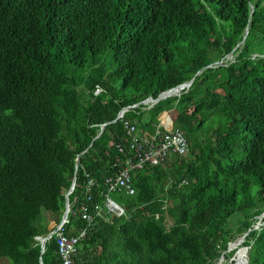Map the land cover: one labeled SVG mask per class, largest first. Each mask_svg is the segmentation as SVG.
<instances>
[{
    "label": "trees",
    "instance_id": "1",
    "mask_svg": "<svg viewBox=\"0 0 264 264\" xmlns=\"http://www.w3.org/2000/svg\"><path fill=\"white\" fill-rule=\"evenodd\" d=\"M193 78L126 115L142 134L169 111L189 152L132 174L134 194L112 195L126 216L103 208L81 264H215L232 228L264 213V0H0V259L60 264L36 237L61 220L73 178L69 234L87 226L82 204H102L115 144L131 140L117 113ZM247 244L264 264V225Z\"/></svg>",
    "mask_w": 264,
    "mask_h": 264
},
{
    "label": "built area",
    "instance_id": "2",
    "mask_svg": "<svg viewBox=\"0 0 264 264\" xmlns=\"http://www.w3.org/2000/svg\"><path fill=\"white\" fill-rule=\"evenodd\" d=\"M232 58V55H228L225 61H231ZM192 84L193 80L183 82L160 92L156 97L149 96L137 103L124 106L120 109L114 122L121 121L123 129L126 131L127 136L131 137V140L126 139V144H115L116 151L123 159L119 163L113 164L116 171L104 179L103 183L106 190L102 193V204H95L93 206V215L89 207L86 204H82L78 210V215L82 220L87 222V226L77 230L74 234H69L66 229L70 213V207L68 205L66 216L52 226L47 236L36 237V240L40 244L41 255L45 252L46 243L52 238L56 244V253L60 264H81L78 259L80 243L86 238L88 227L103 212V208L113 218L126 216L125 208L118 204L112 198V195L115 193L134 194L132 174L142 169L145 165L157 166L168 161L171 157L182 156L189 152V143L184 134L180 130L175 129L169 111H164L158 116L155 129L150 133L143 132L139 134L136 125L126 121L125 117L130 111L152 112L154 107L163 100H178L182 93L190 89ZM101 92L102 88L97 86L93 93L98 95ZM106 125H97L96 138L101 135ZM86 177V191L90 192L93 187L98 186V182L89 175H86ZM263 225L264 213L254 219L247 231L243 232V236L239 238L238 242L232 244V249L228 252L230 255L233 254L230 261L231 264H249L250 248L247 240L253 231L261 230ZM228 246L229 244H227V249ZM39 264H42L41 260Z\"/></svg>",
    "mask_w": 264,
    "mask_h": 264
},
{
    "label": "rangeland",
    "instance_id": "3",
    "mask_svg": "<svg viewBox=\"0 0 264 264\" xmlns=\"http://www.w3.org/2000/svg\"><path fill=\"white\" fill-rule=\"evenodd\" d=\"M78 93V90H74V91H71L70 92V95L71 96H74ZM152 113V112H151ZM106 127V126H105ZM161 176L163 175V170L162 172L159 171L158 172ZM113 198V197H112ZM114 199V198H113ZM55 224V222L53 221L51 224H50V227H52L53 225ZM235 227L232 228V230L230 231V233L228 234V240H227V244H229L228 246V249L226 248L224 251L226 253L230 252L231 249H232V244L235 243V242H238L239 238H241L243 236V232L242 233H236L235 232ZM244 232L247 231L246 230H243ZM233 255V254H232ZM232 255H230V259L229 257L226 259L225 257L221 256V258L218 259V261L215 263V264H231V258H232ZM229 259V260H228ZM0 264H9L8 261L6 259H0Z\"/></svg>",
    "mask_w": 264,
    "mask_h": 264
},
{
    "label": "water",
    "instance_id": "4",
    "mask_svg": "<svg viewBox=\"0 0 264 264\" xmlns=\"http://www.w3.org/2000/svg\"><path fill=\"white\" fill-rule=\"evenodd\" d=\"M74 185H75V178H73L72 184H71L70 188L68 189V191L66 192V195H65V199H66V202H65V211H64L61 219H63L66 216V214H67V211H68V201H69L68 200V197H67V194L70 193L73 190Z\"/></svg>",
    "mask_w": 264,
    "mask_h": 264
},
{
    "label": "clouds",
    "instance_id": "5",
    "mask_svg": "<svg viewBox=\"0 0 264 264\" xmlns=\"http://www.w3.org/2000/svg\"><path fill=\"white\" fill-rule=\"evenodd\" d=\"M191 80H193V82H194V78L193 79H191ZM193 85V84H192Z\"/></svg>",
    "mask_w": 264,
    "mask_h": 264
}]
</instances>
